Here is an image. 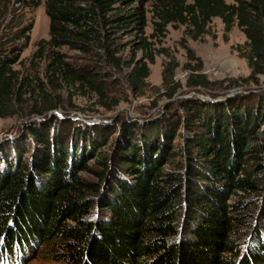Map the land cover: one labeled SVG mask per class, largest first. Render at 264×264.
Wrapping results in <instances>:
<instances>
[{
	"label": "trees",
	"instance_id": "trees-1",
	"mask_svg": "<svg viewBox=\"0 0 264 264\" xmlns=\"http://www.w3.org/2000/svg\"><path fill=\"white\" fill-rule=\"evenodd\" d=\"M42 3L0 0L1 118L22 105L14 68L31 40L28 15ZM45 11L50 84L95 94L107 110L119 104L107 95L111 75L128 69L140 92L169 26L195 41L214 19L226 40L237 26L247 37L245 83L264 76V0H45ZM171 66L169 98L178 89L168 93ZM194 77V86H206L205 75ZM237 97L168 105L154 121L80 127L46 114L57 106L35 112L49 120L27 123L16 142L0 145V259L41 243L59 264H264V95ZM92 161L99 170L86 181Z\"/></svg>",
	"mask_w": 264,
	"mask_h": 264
},
{
	"label": "rangeland",
	"instance_id": "rangeland-1",
	"mask_svg": "<svg viewBox=\"0 0 264 264\" xmlns=\"http://www.w3.org/2000/svg\"><path fill=\"white\" fill-rule=\"evenodd\" d=\"M227 2L232 4L234 0ZM148 10V26L145 32L150 36L154 29L150 3ZM28 18L33 22L31 40L20 63L14 68L19 72L20 80L24 84L23 101L22 105L16 107L18 112L16 115L0 117V145L8 144L9 140L16 142L23 135L27 123L35 120L46 123L49 119L39 118L35 112L50 105L57 107L48 111L49 113L46 112L47 115L56 116L58 122L70 119L74 127H80L111 123L118 117L137 122L154 121L162 116L168 105L177 111L182 101L196 98L228 102L241 95L244 97L264 95V76L260 78V85L245 83L251 74L246 59L242 57L244 51L242 48L245 49L247 42L245 33L235 26L226 40L223 22L221 19H214L209 25V33L197 41L185 36L184 27L175 29L169 26L163 44L155 45V64L150 67L151 74L145 87L137 94L129 86L128 69L112 73L110 82L107 83V95L109 99L119 100V104L113 110H107L100 104L101 101L95 94H84L73 89L70 91L63 82L56 88L50 84L51 54L43 43L49 40V18L45 11V0L38 9L29 13ZM131 39L134 37L127 38L126 42ZM162 49L166 50V53L159 52ZM125 57L127 60L133 58L131 47L125 52ZM76 60L79 63L75 64L85 68L90 66V63L93 64ZM171 64H177L175 69L167 74L173 82L168 93L172 92L173 88H178L173 98L166 95L167 90L164 86L165 70L171 69ZM197 67H202V70L194 72L192 68ZM198 74L205 75L206 86H194V81L198 80L194 76ZM45 93L51 96L48 99L49 105L45 101ZM179 143H183V138H179ZM96 166L95 161L90 162L92 171L81 174L86 181L96 180L95 172L99 170ZM2 246L7 245H0V256L5 250ZM13 249L16 257L0 259L2 261L0 264H9L10 261L15 264H59L49 257L51 256L49 248L41 243L24 247L14 246Z\"/></svg>",
	"mask_w": 264,
	"mask_h": 264
}]
</instances>
